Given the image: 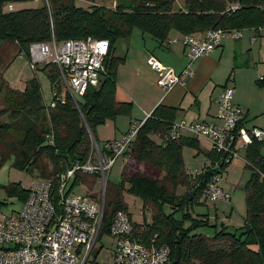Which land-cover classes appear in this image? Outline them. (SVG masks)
<instances>
[{
  "label": "trees",
  "instance_id": "1",
  "mask_svg": "<svg viewBox=\"0 0 264 264\" xmlns=\"http://www.w3.org/2000/svg\"><path fill=\"white\" fill-rule=\"evenodd\" d=\"M12 1L0 0V41L17 42L19 52L25 55L30 43L48 41L52 36L57 41L92 36L109 43L105 75L76 102L68 93L58 95L59 77L56 66L50 63L44 64L43 69L51 83L54 106L43 104L36 79L29 80L21 90L3 87L5 96L14 97L12 107L0 109V117L8 114L9 122H15L21 136L16 144L0 152V166L12 154V166L35 171L41 179L53 183L67 167L84 163L90 156L88 130L95 138L96 125L127 109L126 102L115 99L116 68L124 58L113 56V51L115 43L127 39L134 28L163 42L172 29L201 35L212 28L264 26V0H184V7L178 9L172 8V0H118L113 7L91 4L89 8L77 5L76 0H44L35 7L3 11V6ZM175 111L174 107L157 105L125 151L128 160L121 173L122 184L129 185L128 192L141 196L143 209L151 208V222H132L122 187L110 192L106 188L101 235L108 234L113 215L122 210L130 218L131 237L148 247L169 248L166 264H264V139L245 146V165L251 174L244 185L243 224L234 230L221 224L212 235L192 232L195 225L207 224L208 217H191L185 208L206 201L202 197L203 187L228 163L224 153L210 148L205 153L210 162L202 165L206 166L205 172H188L183 147L197 152L202 149L194 135L185 137L181 132L175 139L167 135L175 122ZM96 176L78 173L72 186L77 182L91 186ZM179 188H183L181 193ZM13 189L16 190L9 191L21 193L22 201L26 198L27 190H18L17 186ZM166 205L172 210L165 212ZM178 209L182 211L181 217L174 214ZM186 220L192 224L184 225Z\"/></svg>",
  "mask_w": 264,
  "mask_h": 264
},
{
  "label": "built area",
  "instance_id": "2",
  "mask_svg": "<svg viewBox=\"0 0 264 264\" xmlns=\"http://www.w3.org/2000/svg\"><path fill=\"white\" fill-rule=\"evenodd\" d=\"M258 29L264 30V26ZM241 30L219 27L207 29L201 35L184 34L182 42L189 62L182 73L191 75L190 65L195 59L209 54L226 38H239ZM108 50L106 39L87 36L57 41L52 36L48 41L30 43L27 57L33 69L38 63L54 64L60 84L58 95L63 97L68 93L76 102L88 87L97 86L105 75L104 60ZM147 63L156 71L159 86L169 88L179 80L173 68L162 65L154 56H148ZM232 98L233 89L223 86L217 96L221 125L196 120L174 122L167 135L175 139L185 130L194 136L206 137L211 148L225 154L226 163L237 160L238 148L264 139V130L238 125L241 110ZM54 105L55 102L50 103ZM142 122H134L120 137L104 141L102 148L88 130L92 151L86 162L67 167L55 183L47 179L33 181L18 211L0 218V264H166L169 248L165 245L148 247L131 237V221L122 210L113 215L108 228V234L117 237L111 260L96 261L105 197L97 205L73 194L72 185L67 189L70 179L78 173L97 175L105 189L106 173L115 159L128 150ZM48 136L51 137V133ZM205 169L206 166H200L191 173L201 175ZM217 177L218 174L211 176L203 187L202 197L206 201L230 197L218 185Z\"/></svg>",
  "mask_w": 264,
  "mask_h": 264
},
{
  "label": "crops",
  "instance_id": "3",
  "mask_svg": "<svg viewBox=\"0 0 264 264\" xmlns=\"http://www.w3.org/2000/svg\"><path fill=\"white\" fill-rule=\"evenodd\" d=\"M40 4L41 3L38 5ZM183 35L184 34L177 30L172 29L168 37L163 42H159L147 32H143L138 28L132 30L130 36L125 39L124 60L118 66V72L120 68L125 66L131 71L128 73L126 79L120 78L118 72L116 74L115 99L118 102H126L128 104L127 109H124L120 113H127L128 116L131 117V122L134 123L144 121L147 115L150 114L157 105H165L176 108L175 122H191L196 120L221 125L222 120L219 117L217 96L223 86H229L227 81L230 79L231 85L235 89L233 91L232 101L239 106V108L244 106L246 109L243 115L241 113V124L247 128L253 126L261 128V121L250 118L251 107L245 99L243 89L238 87V70L242 67H247L254 71L255 77L257 75L261 76L262 79H260V82H263V75L254 68L252 63L257 65L260 59H264V30L243 28L239 38L224 39L222 43L209 54L202 55L191 63V75L182 73L184 67L189 62L182 42ZM15 46L19 51L17 42L0 44V58H5L8 53L13 55L15 53ZM19 55H22V53L19 52ZM150 55L154 56L162 65L173 68L175 73L179 76V80L169 88L159 86L156 83V71L147 63V57ZM234 65L237 67V72L234 77L229 78L231 75L230 70ZM257 115L258 114H255L254 117ZM128 130L129 128L120 133L114 132L109 137H105L104 141L118 138ZM97 131L99 132V130ZM181 132L185 137L193 136L185 130ZM195 138L198 141L200 149H202L201 152H197L196 149L188 146H184L182 149L183 155L184 148H189L187 149V156L191 161L200 159V163L197 166H188V163L191 162L187 163L183 156L185 167H189L188 169L186 168L188 172H190L191 169L210 162L205 154L211 148L210 140L203 136H196ZM239 160L230 163L232 165L238 164ZM241 160L245 164L244 155ZM222 185L232 192L231 200L228 202L231 203L229 217L234 214L235 201L237 198L239 206L237 217L240 218V221L237 222L238 226H233L227 221H222L221 223L226 226L227 229L234 230L244 222L246 211L244 212V210L241 209L244 207L246 208L244 193L237 192L238 187L230 183H223ZM206 214L209 216L210 211ZM214 214L215 216L219 215L217 210H215ZM216 223L218 222H215V224ZM203 233L205 232L203 231Z\"/></svg>",
  "mask_w": 264,
  "mask_h": 264
},
{
  "label": "rangeland",
  "instance_id": "4",
  "mask_svg": "<svg viewBox=\"0 0 264 264\" xmlns=\"http://www.w3.org/2000/svg\"><path fill=\"white\" fill-rule=\"evenodd\" d=\"M43 1L44 0H13L11 3L8 2L3 6V11L35 7ZM117 1L118 0H76V4L84 8H89L91 4L113 7ZM180 7H184V0H172L173 9H178ZM125 41V39H121L115 43L113 56H124ZM6 43H15V41H0V44ZM120 64L121 62H119L118 66ZM252 64L254 68H256L258 72L260 71L259 73L264 77V59H260L257 65L254 63ZM43 65V63H38L36 69H33L27 54L25 55L22 53V55H19L17 47L15 48V53L13 55L8 53L6 54L5 58H0V109L3 107H12V97H14L9 94L5 96L3 86L13 90H21L31 79H36L40 86L43 104L45 106L50 105L53 99V90L51 88L50 80L43 69ZM118 66L116 68V74L118 72ZM130 71L131 70L126 66L120 68L118 72L119 77L126 79ZM238 71V87L243 89L245 99L251 107L250 118L261 121L262 125L260 126H262L261 128L264 130V80L263 82H260L262 77L259 75L255 77L254 71L248 69L247 67H242ZM236 72L237 67L234 65L230 70L231 75L229 78L234 77ZM227 84L233 89V91L235 90L231 85L230 79L227 81ZM240 110L242 115L246 111L244 106L240 107ZM255 114L258 115L254 117ZM8 119V114L0 117V152L9 149L11 145L16 144L21 136V133L15 125V122H9ZM6 123H10V126H5ZM133 125L134 123L131 122V117H129L127 113H120L117 114L115 118L106 119L103 123H100L94 127V135L97 140L96 142L100 148H102L105 137H109L114 132L120 133L127 130L128 128L131 129ZM97 130H99V132ZM187 149L189 148H184L183 156L185 157L187 163L191 162L188 163V166H197L200 163V159L191 161L187 156ZM236 152L238 155V161L240 158L242 159V156L244 155V147L238 148ZM241 159L239 160L238 164H227V166H225V168L222 170L221 174L217 177L218 185L224 192L229 194V199L218 200L215 202L203 201L202 203H195L192 206L188 205V207L185 208V211L187 210L191 217L197 218L200 216V214L203 216V214H206L208 211H210L209 216L207 215L208 223L195 225L192 228V232L197 233L204 231L205 234L212 235L215 231V228L218 227V229H220L222 221H227L233 226H238L237 222L240 221V218L237 217L239 212L237 198L235 201L234 214L229 217L231 203L228 202L231 200L232 192L224 188L222 184L230 183L233 186H237V192L244 193L245 201L244 185L251 174V169L247 167ZM12 160L13 155L9 154L4 163L0 166V218L3 214H14L21 206V193L9 190H16L13 189L14 186H17L18 190L20 188L27 190L33 181L41 179V177H39L35 171L15 168L11 164ZM127 160L128 154L126 153L119 155L115 159L109 172L106 173L105 189L102 187L101 180L96 176V180L93 185L88 186L84 182H77L73 185L71 192L77 196H82L98 205L100 199H102L103 196L105 197L106 188H108V192H110L112 188L122 187V198L127 204L131 221L135 223H141L144 222V220L146 222H151V208L148 206L143 209L141 196L138 193L128 192L127 188L129 185L127 183L122 184L121 173ZM186 168L188 169L189 167ZM72 183L73 178L70 179L67 189L72 185ZM181 191H183V188L178 189V192L181 193ZM244 208L241 209L245 212L246 208ZM171 210L172 209L167 205L164 207L165 212H169ZM215 210L218 211V216H215ZM181 212L182 211L180 209L174 210L176 217H181ZM215 222H218L216 223V227H214ZM190 224H192L191 220H186L184 222V225L186 226ZM116 243L117 237H112L107 233L101 235L96 244V248L100 249L96 256V261L105 262L111 260V252L115 249Z\"/></svg>",
  "mask_w": 264,
  "mask_h": 264
}]
</instances>
